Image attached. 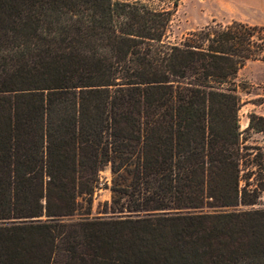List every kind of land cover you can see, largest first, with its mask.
Instances as JSON below:
<instances>
[{"label":"trees","instance_id":"trees-1","mask_svg":"<svg viewBox=\"0 0 264 264\" xmlns=\"http://www.w3.org/2000/svg\"><path fill=\"white\" fill-rule=\"evenodd\" d=\"M170 18L0 0V264H264V208L237 209L259 186L235 84L264 26L212 20L171 44ZM106 167L113 216L91 218Z\"/></svg>","mask_w":264,"mask_h":264},{"label":"rangeland","instance_id":"rangeland-1","mask_svg":"<svg viewBox=\"0 0 264 264\" xmlns=\"http://www.w3.org/2000/svg\"><path fill=\"white\" fill-rule=\"evenodd\" d=\"M125 3L140 2L157 11H170V25L166 32V41L180 43L182 38L195 29H200L212 20L227 24L241 21L253 25L264 23V0H116ZM235 84L241 100L238 110V123L241 132L240 143L244 150L245 163L242 166L244 176H249L251 189L258 185L257 204L239 206L238 210L264 208V190L262 189L264 169L255 164H264V133L246 131L249 114L264 116V60L249 61L237 74ZM262 155V157L260 156ZM261 157V158H260ZM110 168L99 172V186L92 198L91 218L106 219L113 214L109 211L111 201ZM262 185V186H260Z\"/></svg>","mask_w":264,"mask_h":264},{"label":"crops","instance_id":"crops-1","mask_svg":"<svg viewBox=\"0 0 264 264\" xmlns=\"http://www.w3.org/2000/svg\"><path fill=\"white\" fill-rule=\"evenodd\" d=\"M258 26H264V23H263V24L261 23V24H259Z\"/></svg>","mask_w":264,"mask_h":264}]
</instances>
